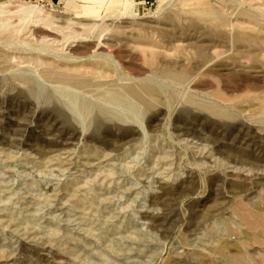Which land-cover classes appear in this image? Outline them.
I'll return each mask as SVG.
<instances>
[{
    "label": "rangeland",
    "instance_id": "374dc122",
    "mask_svg": "<svg viewBox=\"0 0 264 264\" xmlns=\"http://www.w3.org/2000/svg\"><path fill=\"white\" fill-rule=\"evenodd\" d=\"M69 1L0 0V264H264V0ZM45 50L123 69L55 60L100 84L59 85ZM135 76L157 78L151 106Z\"/></svg>",
    "mask_w": 264,
    "mask_h": 264
},
{
    "label": "bare ground",
    "instance_id": "6f19581e",
    "mask_svg": "<svg viewBox=\"0 0 264 264\" xmlns=\"http://www.w3.org/2000/svg\"><path fill=\"white\" fill-rule=\"evenodd\" d=\"M72 0H70L68 2V4L71 2ZM90 2H93L95 0H88ZM159 1L161 2V5L159 7V9L157 10L158 13L162 12L164 10L165 7H167L172 0H158V3ZM110 5L111 6H120L121 8H123V10L126 12V13H130V14H133L132 12V4L130 2V0H115V1H111L110 2ZM31 9L28 10V14H31V13H34V12H38L40 13V9L37 7V6H30ZM96 5H92V6H87V7H83V9L85 10H90L89 12L91 11H94L95 10ZM205 9V8H204ZM81 11V9H80ZM0 12H1V9H0ZM78 12V11H77ZM45 21H47V23H50V24H54L55 22L52 20V19H45ZM144 24V23H143ZM142 24V25H143ZM49 25V24H48ZM141 25V24H140ZM99 27L100 25H91V27ZM142 27V26H141ZM153 28V27H152ZM162 29V28H161ZM160 29V30H161ZM158 30V29H157ZM164 30V29H163ZM168 31V30H167ZM156 32V31H155ZM158 32V31H157ZM165 33V32H164ZM162 34V33H161ZM169 35V34H168ZM163 36V35H162ZM161 37V36H160ZM164 37V36H163ZM170 37V36H169ZM77 39V38H76ZM99 39V38H98ZM171 40V39H170ZM173 40V39H172ZM246 40V39H245ZM17 41V40H16ZM136 41V40H134ZM167 41V40H166ZM195 41V40H194ZM100 42H97V44H99ZM194 43V42H193ZM74 44V43H72ZM138 44V43H136ZM170 44H171V41H170ZM132 45H135V44H132ZM173 45V44H172ZM138 47V45H136L134 48L136 49ZM141 47V46H140ZM171 47V46H170ZM68 48V47H67ZM163 48V47H162ZM173 48V46H172ZM171 48V49H172ZM195 48V47H194ZM138 49V48H137ZM170 49V48H169ZM201 49V48H200ZM142 50V49H141ZM168 50V49H167ZM38 51V50H37ZM41 51V49H40ZM150 51H153L152 49H150ZM176 51V50H175ZM42 52V51H41ZM64 52V51H63ZM154 52V51H153ZM166 52V51H165ZM45 53V56L47 57L48 55H50L49 57H51V62H49L50 64H54L53 67L49 68L47 71H45L44 73V76L46 79H48L49 81H53V82H57L60 84H65V85H73L75 87H85V86H91V85H98L99 82H96L95 80V84H92L93 81L89 78H85L83 75H74V74H71L69 73L68 71L64 70V71H59L58 68L59 66H57L55 64V60H58L60 62H62L63 66H68L69 68H73V67H78L77 64H83V61H85V59L87 60H90V65L94 64L91 62V60L93 59V61L96 62V64L92 65V66H89L92 70V73L95 75V73L97 72L96 70H99L98 68H100L101 71L103 72H100L99 75H104L105 73L108 74L109 71L111 72H116V71H121L123 68V66L120 64L121 62H119L117 59H115L113 57V55L111 53H105L104 52H99V51H93L91 54L89 55H84V56H68L67 54H53L51 55V51L50 50H45L44 51ZM75 53V52H74ZM77 54V53H76ZM80 54V53H79ZM40 56L37 55V57H35V60L39 61L40 63H43L44 61H42V59L39 58ZM48 57V58H49ZM45 58V57H44ZM50 59V58H49ZM47 60V59H46ZM87 60V61H88ZM88 64V63H87ZM61 65V66H62ZM89 65V64H88ZM88 65H85L83 67H87ZM97 65V69L95 68V66ZM103 68H106L108 73L104 71ZM105 69V70H106ZM105 72V73H104ZM110 72V73H111ZM123 72V71H122ZM163 73V72H162ZM105 74V75H106ZM127 74V73H126ZM166 77L170 80V81H182L184 80V74L183 73H178V72H175V71H170V70H167L166 71ZM108 76V75H106ZM131 76V75H130ZM134 76V75H133ZM139 76V75H138ZM95 77V76H94ZM148 77V76H147ZM93 78V77H91ZM120 78V77H119ZM95 79V78H94ZM125 83H124V89L127 91V93L129 94V96H131L132 98L136 99L137 101H139V103H143L145 106H151V103L152 101L150 100V96L154 95L156 93V87H155V84L152 83L153 79H157V78H154L153 76L152 77H149L148 79L146 78H142L141 77H125L123 78ZM42 80V79H41ZM28 80L25 79V81L22 80V84H27ZM43 81V80H42ZM115 83V81H114ZM111 84V83H110ZM158 84V83H157ZM100 85V84H99ZM115 85V84H114ZM119 85V84H118ZM3 86V85H2ZM9 86V85H8ZM14 89H16V93L17 94H22L25 98H27L26 96V93L23 91V89H21L20 87H17L15 85H12ZM159 87V86H158ZM62 88V87H61ZM66 88V87H65ZM69 88V87H67ZM73 89V87H72ZM147 97V99L145 98ZM163 98V97H162ZM64 100H62L61 98L59 99H55V101H52L50 103H56L54 106H53V109H55L56 111L60 112L62 114V116H64V118L66 119V121L73 127V123L76 122V119L75 117L72 115L71 111L66 108V106L64 105L65 102H63ZM202 107L205 109V110H212L216 113H218L217 115L219 114H222V112L218 109H215V106H206V105H202ZM133 125H129V127L136 131L137 130H140L138 128H140V126L133 122L132 123ZM135 124V125H134ZM100 125H101V121L98 120L96 122V129H100ZM102 127V126H101ZM134 128V129H133ZM75 130V128H74ZM101 130V129H100ZM129 131V130H128ZM131 131V130H130ZM132 131V132H134ZM134 134V133H133ZM246 213V212H244ZM251 214V213H250ZM248 216V212L247 214H245V216ZM253 217V216H252ZM251 217V218H252ZM250 218V219H251ZM254 218V217H253ZM253 222V225L254 227H258L260 228V230L262 229L264 231V221L262 220V218L258 217L256 220L252 219L251 220ZM251 223V222H249ZM245 256V255H244ZM246 257V256H245ZM222 259V258H221ZM249 261V260H248ZM250 262V261H249Z\"/></svg>",
    "mask_w": 264,
    "mask_h": 264
},
{
    "label": "built area",
    "instance_id": "2783aa9c",
    "mask_svg": "<svg viewBox=\"0 0 264 264\" xmlns=\"http://www.w3.org/2000/svg\"><path fill=\"white\" fill-rule=\"evenodd\" d=\"M32 3L35 4L38 8L41 10H47V11H54L58 6L59 0H30ZM132 4V8L138 13V14H144L152 9H154L157 4L158 0H130Z\"/></svg>",
    "mask_w": 264,
    "mask_h": 264
}]
</instances>
